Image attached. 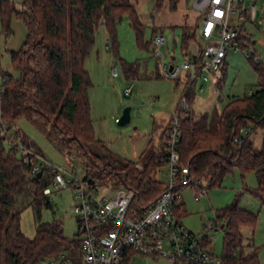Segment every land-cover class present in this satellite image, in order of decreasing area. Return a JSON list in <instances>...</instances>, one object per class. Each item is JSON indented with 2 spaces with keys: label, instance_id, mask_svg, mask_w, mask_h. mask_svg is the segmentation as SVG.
<instances>
[{
  "label": "trees",
  "instance_id": "1",
  "mask_svg": "<svg viewBox=\"0 0 264 264\" xmlns=\"http://www.w3.org/2000/svg\"><path fill=\"white\" fill-rule=\"evenodd\" d=\"M154 1L157 7L168 1L175 8L178 0ZM11 15L24 23L26 36L20 49L10 52V62L18 77L2 74L5 82L0 97L1 115L7 130L12 129L16 119L26 118L61 152L81 161L84 177L130 189L134 193L130 207L137 211L147 208L163 191L164 182L156 174L166 161L167 124L158 145L148 149L149 143L139 155L142 170L135 167L136 162L92 152L90 145L105 146L92 132L87 94L91 83L84 67L99 23L105 26L112 48L117 22L124 15L139 47L151 44V41L143 43L145 25L134 4L130 0H22L17 9L12 1L0 0V18L6 35L10 34ZM156 32L153 28L152 35ZM242 36L240 32L239 40ZM194 37V27L191 33L186 27L182 29L183 46ZM240 47L246 45L241 43ZM250 59L259 77V89L230 100L220 113L213 112L210 116H195L190 109L189 117L181 123L177 151L179 164L188 168L189 178L205 183L207 189L219 187L224 175L233 168H238L242 175L254 172L257 184L248 191L264 207V64L254 62L252 56ZM224 65L225 62L221 70ZM124 73L132 77L134 67L124 65ZM256 127L263 130L259 147L249 139ZM19 134L13 132V138L20 137ZM4 140L0 134V264H37L67 250L74 264H80L77 240H68L59 222H42L39 218V207L49 205L44 189L52 173L47 169L39 177L38 172L28 173L16 155L17 148L12 145L6 148ZM21 142L29 148L24 140ZM44 171H48L46 175ZM29 184L33 189L27 204L36 208L37 218L32 238L20 230L21 210L16 205V196L28 191ZM172 209L179 221L186 213L182 201ZM256 221L257 216L238 207L236 201L216 212L212 226L223 232L221 264H260L257 248L246 245L242 234V228L253 233ZM203 240L211 249L212 241L207 237ZM129 261L125 264H130Z\"/></svg>",
  "mask_w": 264,
  "mask_h": 264
},
{
  "label": "rangeland",
  "instance_id": "2",
  "mask_svg": "<svg viewBox=\"0 0 264 264\" xmlns=\"http://www.w3.org/2000/svg\"><path fill=\"white\" fill-rule=\"evenodd\" d=\"M17 9L22 0H10ZM179 1V2H178ZM178 5L172 8L165 4L157 7L154 0H148L146 7L150 13L149 18H157V14L163 16V26L155 30L165 36V43L161 47L164 55V63L171 61L174 55L175 63L181 62L188 52L196 53L204 41L195 33L193 40L182 44V23L188 17L193 16L192 1L178 0ZM249 1V0H248ZM154 4V6H153ZM257 13L253 23L245 22L242 26L243 35H248L251 42L246 47L238 50H227L223 70L218 72L219 82L210 81L205 84L197 82L191 89L188 97L190 109L195 116L200 114L211 115L213 112L220 113L225 104L234 98H243L259 89V77L250 62V56L260 58L264 64V23H260L264 17V0H256ZM180 19V21H179ZM179 21V22H178ZM152 22V21H151ZM182 22V23H180ZM10 34L6 35L0 18V83L2 74H10L18 77V72L10 62V52L20 49L26 36L24 23L11 15ZM154 23V22H153ZM143 28V43L151 41L152 23ZM199 24V21H198ZM191 33L192 26H186ZM195 29V27H194ZM110 36L103 23H99L95 32V39L88 56L84 61V67L88 73L91 85L87 94L90 105V119L94 138L104 144V148L90 145V150L101 156L133 161L135 167L143 169L138 161L139 155L146 149L154 148L159 143V138L170 116L176 112L178 102L183 95V84L176 85V81L160 76L158 63L159 58L153 53L151 44L142 48L136 41L133 28L129 25L127 16H122L116 25L115 43L108 41ZM114 50V51H113ZM124 65H132L134 74L128 77L124 73ZM116 76H113V72ZM200 86L202 89L200 90ZM130 92L126 94V90ZM130 107V121L125 125H119L117 119L121 116L124 108ZM19 131L15 142H26L31 150L41 155L49 163L58 167H65L84 177L85 172L81 161L69 157L52 144L47 136L24 117L15 120L10 133ZM263 130L256 127L250 134V140L256 147L261 144ZM4 146L9 147L7 139ZM109 153V154H108ZM20 156V150H16ZM48 171H44V175ZM156 177L165 182L167 180V167L161 165L157 169ZM205 186V183H201ZM254 172L241 174L238 168H233L226 173L219 187L206 190V194L194 199L193 189L186 187L181 192L182 203L186 213L180 218L184 229L194 234L197 238L207 237L211 240L213 253L220 257L222 254L223 232L214 230L211 225L215 214L221 208L236 201L238 207L257 216L254 232L248 228H242L244 243L252 244L257 248L260 264H264V207L255 198L249 189L256 187ZM47 187L50 193L47 195L48 206L42 204L39 207V218L42 222H59L63 235L72 240L76 237L77 225L74 218L73 208L77 201L72 189L53 190L51 181ZM32 185L28 191L16 196V205L21 210L20 230L32 238L37 223L36 208L29 206L27 202L32 196ZM68 252V250L66 251ZM131 264H187L175 262L171 258L163 257H136Z\"/></svg>",
  "mask_w": 264,
  "mask_h": 264
},
{
  "label": "built area",
  "instance_id": "3",
  "mask_svg": "<svg viewBox=\"0 0 264 264\" xmlns=\"http://www.w3.org/2000/svg\"><path fill=\"white\" fill-rule=\"evenodd\" d=\"M255 2L256 0H193L192 11L199 21L195 26V33L197 31L196 34L204 44L196 53L185 54V58L179 63L174 62V55L168 64L164 63L161 47L165 43V36L161 32L152 35L151 46L154 55L159 58L160 76L183 84L184 90L176 112L167 121L164 134L167 180L155 202L141 211L130 207L134 195L132 190L115 187L110 182L98 183L78 176L75 171L54 166L30 148L18 145L2 119L0 102V134L8 140L9 146L20 150L19 158L28 168V173L34 174L47 169L52 173L53 190L72 189L75 195L77 203L73 213L77 225L75 239L79 246L80 264H125L129 260L131 264L136 257L147 256L195 264H221L220 257L207 247L203 238L199 239L184 229L172 211L173 206L181 202L183 188L191 187L196 201L207 190L206 186L189 178L188 168L180 166L177 147L181 123L190 114L188 91L197 82H218V72L227 50H238L241 43L249 45L250 36L243 35L239 40V33H243L241 28L245 22H254L257 13ZM259 22L264 23V17ZM252 57L254 62H261L260 58ZM113 76H116L115 71ZM4 82L5 79L1 76L0 97L4 92ZM129 92L130 89H127L126 94ZM44 193H50V189L46 187ZM211 227L214 229L212 225ZM37 264L74 262L67 252H62Z\"/></svg>",
  "mask_w": 264,
  "mask_h": 264
},
{
  "label": "crops",
  "instance_id": "4",
  "mask_svg": "<svg viewBox=\"0 0 264 264\" xmlns=\"http://www.w3.org/2000/svg\"><path fill=\"white\" fill-rule=\"evenodd\" d=\"M130 2L132 4H134V7H135V9H136V11L138 13V16H139L140 21L142 22V24L143 23H146V25H148V24L152 23V26H153L154 29L156 27L158 28V27H161V26L164 25L163 24V20H162L163 16L161 15V13L160 14H157L156 15L157 18H155V19L149 18L150 13H149V11H148V9L146 7V4H147L146 2H148V0H130ZM165 4L169 5V2L168 1H165L161 6L163 7ZM177 5H178V3H176L175 6H177ZM153 6H154V4H153ZM192 13H193V16L192 17H188L187 13L185 14V16H187L186 19L183 21V23L180 22V23H182V29L184 27H186V26H192V28H193L198 23V19L196 18L195 13L194 12H192ZM179 21H180V19H179Z\"/></svg>",
  "mask_w": 264,
  "mask_h": 264
},
{
  "label": "water",
  "instance_id": "5",
  "mask_svg": "<svg viewBox=\"0 0 264 264\" xmlns=\"http://www.w3.org/2000/svg\"><path fill=\"white\" fill-rule=\"evenodd\" d=\"M130 110H131L130 107L124 108L121 116L117 119V123L119 125H125V124L129 123V121H130ZM41 174H42V171H39L37 176L39 177Z\"/></svg>",
  "mask_w": 264,
  "mask_h": 264
}]
</instances>
